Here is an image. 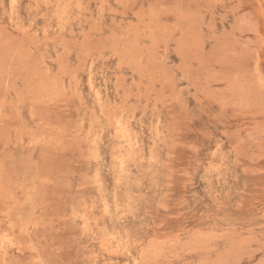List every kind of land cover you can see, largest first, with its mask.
<instances>
[{"label": "rangeland", "instance_id": "1", "mask_svg": "<svg viewBox=\"0 0 264 264\" xmlns=\"http://www.w3.org/2000/svg\"><path fill=\"white\" fill-rule=\"evenodd\" d=\"M0 264H264V0H0Z\"/></svg>", "mask_w": 264, "mask_h": 264}]
</instances>
